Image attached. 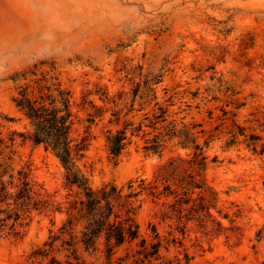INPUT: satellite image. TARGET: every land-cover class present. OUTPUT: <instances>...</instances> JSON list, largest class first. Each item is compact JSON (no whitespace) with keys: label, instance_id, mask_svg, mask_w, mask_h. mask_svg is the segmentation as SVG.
<instances>
[{"label":"rangeland","instance_id":"obj_1","mask_svg":"<svg viewBox=\"0 0 264 264\" xmlns=\"http://www.w3.org/2000/svg\"><path fill=\"white\" fill-rule=\"evenodd\" d=\"M42 62H54L71 91L72 136L90 143L76 163L96 196L107 185L150 180L169 157L191 152L174 138L161 155L146 153L145 142L157 131L144 127L114 162L105 139L107 116L88 128V102L103 105L99 89L114 95L159 80L157 100L167 113L157 127L163 134L188 130L201 145L209 141L205 178L218 194L217 208L233 220L215 213L228 230L202 239L201 247L186 242L190 264L264 262V0H0V134L7 142L27 129L12 102L24 82L15 76ZM230 132L243 135L228 146ZM253 138L256 154L246 147ZM12 149L14 168H28L34 180L58 192L57 200L84 199L75 189L67 196L64 169L52 152L20 137ZM158 208L147 201L138 210L142 233L156 222ZM65 218L36 215L21 238H0V264L27 263Z\"/></svg>","mask_w":264,"mask_h":264},{"label":"trees","instance_id":"obj_2","mask_svg":"<svg viewBox=\"0 0 264 264\" xmlns=\"http://www.w3.org/2000/svg\"><path fill=\"white\" fill-rule=\"evenodd\" d=\"M45 65L49 69L41 70ZM56 71L54 62H42L15 76L24 82L16 88L12 102L27 129L12 133L8 142L0 134V238H21L22 230L36 215L53 218L64 214L66 218L58 230L50 231L48 239L25 264H190L187 241L201 247L202 239L225 233L228 228L218 217L233 223L229 213L217 208L218 194L205 178L209 163L204 147L209 141L201 145L185 129L171 128L165 134L160 131L157 126L166 121L167 110L157 100L159 80L146 79L130 92L114 95L99 89L96 95L103 105L98 107L89 101L86 121L90 128L97 119L107 116L105 139L114 162L144 127L157 131L146 140V153L161 155L167 142L174 138L179 139L177 146L191 152L169 157L158 165L150 180L130 181L126 188L107 185L96 196L76 163L88 150L89 138L72 136V94ZM152 103L150 112L143 113L142 121L136 123L138 113ZM147 121L148 125H144ZM230 135L228 146L243 134ZM16 137L52 152L64 169L62 186L67 196L75 189L84 199L61 202L56 198L58 192H49L34 180L28 168L16 170L12 149ZM255 140L258 138L246 144L254 154L258 153ZM263 152L264 148L260 154ZM147 201L159 208L154 212L156 222H149L147 231L142 233L136 215ZM64 204L69 206L64 208Z\"/></svg>","mask_w":264,"mask_h":264}]
</instances>
